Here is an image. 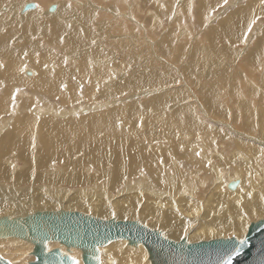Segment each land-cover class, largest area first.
<instances>
[{"label": "rangeland", "instance_id": "rangeland-1", "mask_svg": "<svg viewBox=\"0 0 264 264\" xmlns=\"http://www.w3.org/2000/svg\"><path fill=\"white\" fill-rule=\"evenodd\" d=\"M6 1L4 0L3 2ZM199 1L200 0H175V2L174 0H78V2H82V6L79 7L78 3H76L77 1L75 2L76 8L73 10L75 13H72L76 19H72L71 27L73 26V28H75L77 26V29L84 28V33H91V38L93 39H90L88 45L76 46L77 48L75 50L69 48L71 51L68 49L69 51L67 50V52L70 53L68 54L65 52L66 54L64 53L65 55L62 56V59H66L62 64L44 59L39 52L44 50L42 53H49L50 51L49 55L62 54L64 51L62 52L58 44H64L63 39L67 38V36H71L70 32L68 31V33L66 31L67 33L62 32L63 34H57L50 31L49 35L47 27L43 24V27H40V29L38 28L40 31L37 35L39 36H34L37 38V41H35L33 37L35 30L31 32L30 41L32 40V43L25 42L26 53L23 54L20 59L34 60L25 62V64L21 66V70L25 66L34 68L38 74L36 78L40 76L39 64H42V69L45 72H60L65 67L71 66L72 60L70 57H72V59H78L86 49L89 48V50L95 51L97 48L96 52L100 50V53L97 52V54L99 53L100 55L97 60L94 61L93 66L101 70L105 75L104 78L96 80L95 82L91 78L85 79L88 86H91V84L93 85L90 92V99L87 104L103 102L106 98L117 100L116 104L109 105L101 111L91 112L89 115L70 117L65 120L57 117V120L61 122L60 125H63L62 123H70L72 119L91 117L97 112L106 113V111H108L109 113L110 107H112V110H117L125 109L130 106H137L143 109V113L140 111L141 117L139 115L133 116L135 121L133 124L123 120L117 121L115 124L116 127L122 129L119 144H117L116 147L115 144L107 140L105 144L99 147V149L104 147L105 154L102 155L103 157H99L95 153L89 151V149H94L93 142L88 143V147H83V150L82 147H76L78 150L74 149L75 151L73 150V152L70 153L56 152L48 155V153L42 149L43 143L41 140L38 141L37 136L40 127L38 121L42 120L43 116H38L34 113L33 115L36 117L37 123L33 127L32 140L27 145L26 152L23 154L14 147L15 149L9 155L10 157L6 156L3 160L0 159L12 173H22L25 171L27 173H24L28 175L26 177L29 178L21 183L13 180L0 181V200L10 201H0L7 203L2 204L3 211H9L12 218L24 217L27 213L38 210L39 207L37 206L43 203V201L50 207L53 204L51 201H56L54 204L58 203V205L55 207L66 205L70 207L65 210H80L89 213L88 210L79 209V207H77L79 205H73V200H69V197H66L67 195H64V197L60 199H54L53 196V194H65L64 188L70 191L81 190V195L84 194L87 201L95 198H102L100 200L105 199L111 206L114 205V207H111L112 209H115L116 206L119 208L120 206L119 209L121 210L116 208L112 212L110 211V218L116 217L121 220H140L153 229L163 231L168 238L174 239L171 235L177 234L179 240L187 236L190 242L233 236L241 240L247 234L249 225L252 222L264 218V35H261L264 33V0H244L239 4L231 5L229 8L224 7L229 0H227L226 4L224 1L221 2L222 0H217L220 3L216 1V8H212L210 13L204 8L209 7L213 0H207L210 1V4L207 6L208 3H204L206 7L204 4H200ZM1 3L2 2H0V4ZM7 3L3 5L5 6ZM182 3L184 5L187 3L185 5L186 7H184ZM198 4L201 5V7H199ZM219 5L221 7L223 6L222 12H218L217 10V8L220 9ZM250 5L256 7L253 12L247 13L244 16V25L246 26L240 27L241 31H239V29H237L239 32L230 29L233 31L232 34L228 28H223V22L220 23V18L222 17V19H224L223 15L230 14L234 9L245 10ZM149 8L152 10L149 11ZM200 8L204 10L199 13ZM81 10H83L85 16L79 14L78 16L76 14L77 12H82ZM212 10H215L214 14ZM151 11H153V13ZM185 11L189 12L186 13ZM94 13L97 14L96 16L98 18ZM215 13H221L222 16L220 17ZM111 14H114L113 16L115 17ZM209 14H211V16ZM183 15L187 16V18L185 16L183 17ZM92 16L94 17L92 18ZM123 17L126 18L124 19ZM90 19L92 22H90ZM78 21H80L79 24ZM255 21H258V23ZM72 22H74L76 26L73 25ZM95 22H97V24ZM82 24H84V26ZM175 24L177 26H174ZM247 24L249 25L247 26ZM178 26L182 28L179 29ZM256 26L257 29L255 32L253 28ZM18 27L20 28H18L17 33L14 35L16 37L23 25H18ZM88 27L91 30L88 29ZM92 27H94V29ZM215 29L218 31H215ZM22 30H24V28L20 30L24 35L25 31ZM210 30L214 31L210 33ZM119 31L121 33H119ZM208 31L209 34H207ZM218 32L219 34H217ZM234 32L237 34L235 33L236 35H234ZM253 32L256 35H253ZM116 34H119L120 37ZM62 35L65 36L62 37ZM109 40L113 41L110 42ZM258 42L259 45L256 46ZM94 44H96L97 47L96 45L94 46ZM115 44L120 46L119 48L121 49H117V47H115L117 45ZM34 45L38 49L36 53L33 49ZM1 47L2 45H0V63L3 64L4 61L2 57H6ZM146 48L148 50H146ZM76 51L79 52L76 53ZM112 51L115 52L112 53ZM142 52L144 53L142 54ZM76 54L79 55L77 56ZM129 54H131V56ZM135 55L136 58H132L135 57ZM49 64H52L57 69H51L47 66ZM21 70L17 69V73L20 77H22L21 74L23 72V70L22 72ZM132 71L134 74H139V76L135 74L136 78L140 77L142 79L143 77V79H145L143 80L144 82L138 78L136 79V84H139H137L138 88L136 87V92L142 89L141 91L139 90L140 92L138 91L139 94L135 93L136 88L133 91H129L130 89H126L122 84L126 79L132 77L130 75ZM9 78H0V82L6 81L9 83ZM119 83L122 84V89L119 87L115 88ZM3 87L4 85L1 84L0 100L7 99L13 106L18 105L22 108L21 110L24 113H33L31 108L43 102L53 104L59 110H67L70 108L62 103L58 97L59 100H56L44 93L31 90L29 88V83H25L22 87L18 88V91L11 96L5 95L2 90ZM61 92H68L66 86L61 88ZM131 92L135 93L133 97H129L130 94H134ZM100 93L104 95L102 98ZM151 99L166 100L169 115L166 119L167 122L163 124L164 128L160 123L158 125L162 128L159 126L156 128L151 127L155 131H153L154 137L151 135L152 140L155 138V133L158 140L148 142V136L145 135L147 132L145 128L146 125L143 127L141 122L147 117H149L148 120L157 116H159V118H164L159 108L158 112L153 111L150 103ZM8 117L9 116L6 115H0V121ZM173 118L174 121L171 124ZM9 128H11V126ZM4 132L5 131H2V133ZM123 142H130L133 145L134 156L138 161V156L140 159H145L142 158L139 153L146 158H150L149 148H151L153 152H155L152 157L157 158L155 161L151 162V169L147 166L148 164L144 166L141 165V168L135 166L130 169V160L127 154L120 157L119 151H116L118 154L116 152L113 153L110 148L115 146L116 150H118ZM256 146H259V149H256ZM38 148H40L39 151ZM85 148L87 151H84ZM260 148L263 151H261ZM216 149H218L219 154L213 156L212 153H214ZM41 151L44 152L42 153ZM234 152L245 155L247 161L251 163L248 164L245 162V156L243 158L244 163H242L243 160L240 154L237 155V153L234 154ZM197 156L200 159L203 157L201 161L204 162V164L198 162L200 160L193 162L190 160ZM24 157H26L27 160L26 158L24 159ZM118 160H120L119 164H117ZM136 169H140L141 175L144 176L145 174L147 176V185L149 186V183H151L149 187L152 188L154 185L155 191H158V197L156 196V199H149L145 192L147 190L144 189L143 191L144 187H139L137 190L135 189L137 192H123L130 187H135L136 182H139L137 179L142 178V176L136 177V171H138ZM223 170L225 172H223ZM235 172L240 173L243 178L242 187L237 195H234L230 189L228 190L227 187L224 186L227 179L232 177ZM29 173H31L30 177ZM119 174L120 179L116 181V177L119 176ZM38 176L39 178L42 177L43 181L35 182L36 177L39 179ZM66 176L76 183L56 182V180L65 178ZM72 176H77L78 180H76V177L72 178ZM214 179L216 180L214 181ZM125 182L130 184L125 185ZM47 187H50V190ZM252 188L256 189L255 193L251 192ZM183 190L188 193V196L182 197L180 195ZM162 192H164L166 196H164ZM103 193L104 195L107 194L103 196ZM121 193L132 194V196L135 197H132L133 200L136 201L142 199L138 202L135 201L136 204L130 203L134 201L129 200V198L126 199L127 196H120ZM147 193L149 192L147 191ZM129 197L131 198V196ZM77 199L78 197H75L74 201H77ZM115 200L119 202L120 205L114 203ZM159 200L165 203L161 211L160 207H158L159 211L156 209V204ZM76 201L75 203L77 204ZM89 201L86 206H90ZM81 202L83 201H79L78 204ZM246 205H249L248 208L244 207ZM231 206L236 207L237 211L230 210ZM258 206L262 207L263 212H257ZM14 209H16L15 214L13 212ZM2 210H0V213H3ZM23 211H25V214L22 213ZM172 211L173 213H171ZM94 213L95 216L102 217V215L97 214L96 210H92L89 214L94 215ZM103 218L105 217L103 216ZM12 240L13 238H8V240L0 239V248L4 249L8 254H16L19 253V249L22 247L21 256L23 260L26 261L27 249L30 251L33 250V244L20 238V242L14 241L12 243ZM57 247H60V245ZM129 247L130 245L127 244V242L116 243L113 245L111 253L118 259V255L129 249ZM23 249L26 250L23 251ZM129 253H131L136 262L139 261L136 258V254H139L142 261L151 264L148 251L133 247L130 249ZM119 258L121 259V257ZM33 260L31 258L27 259L29 262ZM27 261L26 264L29 263H27ZM139 262L144 264L141 261ZM117 264H120L119 260Z\"/></svg>", "mask_w": 264, "mask_h": 264}, {"label": "bare ground", "instance_id": "bare-ground-1", "mask_svg": "<svg viewBox=\"0 0 264 264\" xmlns=\"http://www.w3.org/2000/svg\"><path fill=\"white\" fill-rule=\"evenodd\" d=\"M4 0H0V2H2L0 4V45H2V52L4 54V56L6 58H3V61L4 63L1 64L0 63V78L2 79L3 77H6V78H9V83L6 82V81H1L0 82V85L3 84L4 87H3V92L5 93V95L7 96H11L13 94H15L17 91H18V88L22 87L25 83H29V88L33 91H36V92H39V93H44L48 96H51L53 97L54 99L56 100H61L62 103H64L65 105L69 106L70 108L67 109V110H59L57 109L53 104H50V103H41V104H36L35 106H33L31 108L32 112L33 113H24L22 112V108H20L18 105H12L10 101H8L7 99H1L0 100V115H6V116H9L7 119H3L0 121V136H1V139H0V159L3 160L4 158H6V156H9L11 154V152H13V150L15 149L14 147H16V150H20L21 153H25L26 150H27V145L29 144V142L32 140V135H33V127L35 126V124L37 123V119L36 117H34V113H36L38 116H43V119L38 121L40 123V127L38 129V141L41 140L42 143H43V146H42V149L48 153V155L50 154H53V153H56V152H62V153H70V152H73L74 149L78 150V148L76 147H82V150H83V147H88V143L90 142H93L94 146H93V150L89 149V151L95 153L97 156L101 157L104 153V147H102V149H99V147L103 144H105L107 142V140L111 141L113 144L116 145L117 147V144H119V139H120V136H121V128H118L116 127V123L117 121L119 120H123V121H126V122H129V123H135L134 121V118L133 116H136V115H139L141 117V112L143 113V109L140 108V107H137V106H130L128 108H125V109H117V110H112V107H110L109 109V113L108 111L105 112H97L96 114L92 115L91 117L88 116L87 117H83L81 119H72V122L70 123H62L63 125H60V121L57 120V117H60V119H68L70 117H77V116H85V115H89L91 112H94V111H101L103 109H105L107 106L109 105H114L116 104L117 100H112L110 98H106V100H103V102H97V103H94V104H87L88 100L90 99V92H91V89L93 88V85L91 84V86H88L85 79H88V78H91L94 80V82L96 80H99L101 78H104V73L97 69L95 66H93V63L94 61L97 60V58L99 57V53H100V50H98L97 52H99L97 54L96 52V49L95 51L93 52L91 49L89 50L86 49L83 53L82 51V56L78 59L74 58L72 59V57H70V59L72 60L71 61V66H68V67H65L64 69H62L60 72H50V71H47L45 72L43 69H42V64H39V70H40V76L38 78H36V76H38L36 70L32 67H28V66H25L22 70H21V66L25 64V62H31L33 61L34 59H20V57L26 53V45H25V42H31L30 41V34L33 30H35V33L33 35V37L37 34H39V29L40 27H43L42 25L45 24V27H47V30H48V34L50 35V31L52 33H62V32H70V35L71 36H67V38H64L63 41H64V44L60 43L58 45H60V49L62 50V54H58V55H49V53H42L43 51L39 52L42 54V57L44 59H48V61L50 62H59V64H62L64 62V60L66 59H62V56H64L67 52V50L69 48L75 50L78 46L80 45H88V43H90V39H93L91 38V33L87 32V33H84L85 32V29L84 28H79L77 29L76 25L74 24V22H72L73 25H75L73 28V26L71 27V21L72 19H76V17L74 16V14L72 12L75 13V11H73L75 8H76V3H78V6L81 7L82 6V2H78V0H36L38 2H36L35 0H8L6 2H3ZM77 1V2H76ZM107 1V0H106ZM201 1V0H200ZM199 1L200 4H207V6L210 4V1H207V0H203L201 3ZM204 1H207V2H204ZM216 1L217 0H213V2L211 3V5L207 8H204V9H207V11L210 13L211 9L212 8H216ZM221 1V0H219ZM217 1V3L219 2ZM224 0H222L221 2H223ZM242 1L244 0H229L228 3L225 5L224 7L226 8H229L231 5H235V4H239L241 3ZM8 2V3H7ZM76 2V3H75ZM159 2V1H158ZM172 2V1H171ZM175 2V0H174ZM173 2V3H174ZM187 2V1H186ZM190 2V1H189ZM194 2V1H193ZM4 3H7L5 6L3 5ZM91 3V2H90ZM177 3V2H176ZM184 3V2H183ZM182 3V4H183ZM188 3V2H187ZM186 3V4H187ZM220 3V2H219ZM14 4V5H12ZM85 4V3H84ZM93 4V3H92ZM120 4V3H119ZM122 4V2H121ZM172 4V3H170ZM175 4V3H174ZM178 4V3H177ZM181 4V5H182ZM185 4V5H186ZM204 4V6L206 7V5ZM163 5V4H162ZM184 5V4H183ZM184 5V7H186ZM193 5V4H192ZM199 5V4H198ZM87 6V5H86ZM173 6V5H172ZM220 6V5H219ZM51 7H53V9H51ZM90 7V6H89ZM114 7V6H113ZM124 7V6H123ZM199 7H201V5H199ZM199 7H198V10H199ZM256 6L254 5H250L248 8H246L245 10L243 9H234L233 11L230 12V14L227 16V15H223V18L222 19V15L221 13H217L218 16H220V20L224 26L223 28H228L229 30H237L239 29V31H241L240 27H244L246 25H244V16L247 14V13H250V12H253V10L255 9ZM92 8V7H91ZM94 8V7H93ZM96 8V7H95ZM222 8L223 6L221 7L220 6V9L217 8L218 12H222ZM84 9V8H83ZM97 9V8H96ZM165 9V8H164ZM173 9V8H172ZM171 9V10H172ZM186 9V8H185ZM184 9V10H185ZM202 9V10H204ZM232 9V8H230ZM85 10V9H84ZM108 10V9H107ZM106 10V11H107ZM110 10V9H109ZM117 10V9H116ZM130 10V9H129ZM152 10L149 8V11ZM192 10V9H190ZM201 8H200V11L199 13L202 11ZM216 10V9H215ZM214 10V11H215ZM221 10V11H220ZM28 11V12H27ZM82 12H77L76 14L78 15H81V16H85V13L83 12V10H81ZM105 11V10H104ZM118 11V10H117ZM148 11V10H147ZM165 11V10H164ZM197 11V10H196ZM213 11V10H212ZM214 11H213V14H214ZM224 11V9H223ZM27 12V13H26ZM153 13V11H151ZM167 12V11H166ZM186 12V11H185ZM189 11H187L186 13H188ZM193 12V11H192ZM97 13V12H96ZM105 13V12H104ZM150 13V12H148ZM151 13V15H152ZM162 13V12H161ZM175 13V12H174ZM179 13V12H178ZM198 13V12H197ZM23 16L21 17L20 16ZM102 14V13H101ZM109 14V13H108ZM130 14V13H129ZM132 14V13H131ZM164 14V13H163ZM182 14V13H181ZM192 14V13H191ZM190 14V15H191ZM212 14V13H211ZM211 14H209L211 16ZM212 14V16L214 17V15ZM216 14V13H215ZM216 14V15H217ZM78 15V16H79ZM90 15V14H89ZM94 15L96 16L97 14L94 13ZM112 15V14H111ZM114 15V14H113ZM112 15V16H113ZM166 15V14H165ZM187 15V14H185ZM183 15V17L185 16ZM215 15V16H216ZM88 16V15H87ZM91 16V15H90ZM107 16H110V15H107ZM136 16V15H135ZM167 16V15H166ZM182 16V15H181ZM94 16H92L93 18ZM97 17V16H96ZM102 17V16H101ZM115 17V16H113ZM117 17V16H116ZM128 17V16H127ZM134 17V16H133ZM172 17V16H171ZM187 18V16H185ZM83 18V17H82ZM98 18V17H97ZM112 18V17H111ZM124 18V17H123ZM126 18V17H125ZM124 18V19H125ZM129 18V17H128ZM182 18V17H181ZM215 18V17H214ZM218 18V19H219ZM84 19V18H83ZM104 19V18H103ZM102 19V20H103ZM115 19V18H114ZM176 19V18H175ZM185 19V18H183ZM211 19V17H210ZM78 20V18H77ZM91 20V19H90ZM106 20V19H105ZM112 20V19H111ZM117 20V19H115ZM120 20H121V17H120ZM118 20V21H120ZM127 20V19H126ZM171 20V19H170ZM212 20V19H211ZM88 21V20H86ZM97 21V20H96ZM99 21V20H98ZM107 21V20H106ZM104 21V22H106ZM124 21V20H123ZM134 21V20H133ZM184 21V20H183ZM76 22V21H75ZM80 21H78V24H79ZM92 22V20L90 21ZM102 22V21H100ZM111 22V21H110ZM109 22V23H110ZM125 22V21H124ZM122 22V23H124ZM143 22V21H142ZM175 22V21H174ZM210 22V21H209ZM256 22V21H255ZM84 23V22H83ZM97 24V22H95ZM113 23V21H112ZM117 23V21H116ZM178 23V22H177ZM214 23V22H212ZM258 23V21L256 22ZM15 24V25H13ZM85 24V23H84ZM84 24H82L84 26ZM114 24V23H113ZM182 24V23H181ZM10 25V26H8ZM18 25H23V27L21 29L24 28V30L22 31H25V34L23 35L20 30H19V33H18V36H14L17 31H18ZM99 25V24H98ZM107 25H108V22H107ZM112 25V24H111ZM120 25V24H119ZM126 25V24H125ZM131 25V23H130ZM184 25V24H183ZM187 25V24H186ZM249 24H247L248 26ZM93 26V25H92ZM110 26V25H109ZM107 26V27H109ZM118 26V25H117ZM116 26V27H117ZM139 26V25H138ZM147 26V25H146ZM174 26H177L176 24ZM180 26V25H179ZM178 26V28H179ZM90 27V26H89ZM88 27V29H90ZM102 27V25H101ZM100 27V28H101ZM123 27V26H122ZM127 27V26H126ZM143 27V25H142ZM39 28V29H38ZM94 29V27H92ZM120 28V27H119ZM118 28V30H119ZM134 28V27H133ZM139 28V27H138ZM176 28V27H175ZM182 28V27H181ZM179 28V29H181ZM215 28V27H214ZM212 28V29H214ZM87 29V30H88ZM108 29V28H107ZM124 29V27H123ZM174 29V28H173ZM218 29V28H217ZM227 29V30H228ZM257 29V26L253 28V30L255 31ZM91 30V29H90ZM96 30V29H95ZM93 30V31H95ZM101 30V29H99ZM105 30V28H104ZM117 30V29H115ZM130 30V29H129ZM230 30V31H231ZM249 30V29H248ZM89 31V30H88ZM106 31V30H105ZM104 31V32H105ZM146 31V30H145ZM151 31V30H149ZM214 31V30H210V33ZM215 31H218L215 29ZM229 31V32H230ZM231 31V33L233 32ZM238 31V30H237ZM238 31V32H239ZM66 32V33H67ZM68 32V33H69ZM98 32V31H97ZM99 32H102V31H99ZM107 32V31H106ZM117 32V31H115ZM122 32V30H121ZM119 31V33H121ZM124 32V31H123ZM228 32V34H229ZM256 32V31H255ZM65 33V34H66ZM96 33V32H95ZM110 33V32H109ZM118 33V32H117ZM140 33V32H139ZM151 33V32H150ZM186 33V32H185ZM192 33V32H191ZM190 33V34H191ZM216 33V32H214ZM230 33V34H231ZM236 32H234V35ZM63 34V33H62ZM94 34V32H93ZM106 34V33H105ZM114 34V33H113ZM124 34V33H123ZM134 34V33H133ZM136 34V33H135ZM187 34V33H186ZM189 34V33H188ZM207 34H209V31L207 32ZM213 34V33H212ZM219 34V32L217 33ZM233 34V33H232ZM252 34V32H251ZM255 33L253 32V35ZM44 35V34H43ZM42 35V36H43ZM47 35V34H46ZM69 35V34H68ZM111 35V34H109ZM116 35H119V34H116ZM115 35V36H116ZM149 35V34H147ZM211 35V34H210ZM256 35V34H255ZM261 35H264L261 34ZM39 36V35H37ZM45 36V35H44ZM59 36V35H58ZM65 36V35H62V37ZM93 36V35H92ZM98 36V35H97ZM104 36V34H103ZM113 36V35H112ZM124 36V35H123ZM140 36V35H139ZM249 36V35H248ZM258 36V35H257ZM120 37V35L118 36ZM178 37V36H177ZM260 37V36H259ZM32 38V37H31ZM39 38V37H38ZM52 38V37H51ZM58 38V37H57ZM147 38V37H146ZM253 38V37H252ZM33 39V38H32ZM113 39V38H112ZM120 39V38H118ZM186 39L188 40V38L186 37ZM190 39V38H189ZM249 39V38H248ZM254 39V38H253ZM34 40L37 41V38L34 37ZM33 40V41H34ZM99 40V39H98ZM116 40V39H115ZM130 40V39H129ZM143 40V39H142ZM147 40H151V39H147ZM40 41V40H39ZM43 41V40H42ZM48 41V40H47ZM110 42H112L111 40H109ZM119 41V40H118ZM251 41V40H250ZM44 42V41H43ZM249 42V41H248ZM32 43V42H31ZM98 43V41H97ZM114 43V42H113ZM119 43V42H117ZM121 43V42H120ZM150 43V42H149ZM186 43V42H185ZM189 43V42H188ZM102 44V42H101ZM139 44V43H138ZM144 44V43H143ZM53 45V44H51ZM96 44H94L95 46ZM99 45H100V42H99ZM117 45V44H115ZM114 45V46H115ZM120 45V44H119ZM135 45V44H134ZM141 45V44H140ZM186 45V44H185ZM256 45V44H254ZM259 45V42L257 43L256 46ZM77 46V47H76ZM93 46V47H94ZM188 46V45H187ZM191 46V45H190ZM47 47V46H46ZM91 47V46H89ZM97 47V45H96ZM117 47V49H121L119 48L120 46H115ZM122 47V46H121ZM173 47V46H172ZM48 48V47H47ZM46 48V49H47ZM83 48V47H82ZM34 49V52H38V49L35 47H33ZM45 49V50H46ZM98 49H99V46H98ZM28 50V49H27ZM70 50V49H69ZM68 50V51H69ZM72 50V51H73ZM78 50V49H77ZM140 50V49H139ZM146 50H148L146 48ZM31 51V49H30ZM29 51V52H30ZM71 51V50H70ZM143 51V50H142ZM151 51V50H150ZM156 51V50H155ZM75 52V51H73ZM79 52V51H76V53ZM115 51H112V53H114ZM141 52V51H140ZM146 52V51H145ZM164 52V51H163ZM65 53V54H64ZM68 53V52H67ZM70 53V52H69ZM68 53V54H69ZM110 53V52H109ZM144 52H142L143 54ZM149 53V52H148ZM102 54V53H101ZM146 54V53H145ZM161 54V53H160ZM75 55V54H73ZM77 55V54H76ZM79 55V54H78ZM77 55V56H78ZM131 56V54H129ZM68 56V55H67ZM133 56V55H132ZM125 57V56H124ZM132 58H136V55L135 57H132ZM149 58V57H148ZM159 58V57H158ZM20 59V60H19ZM38 59V58H37ZM155 59V57H154ZM135 60V59H134ZM246 60H247V57H246ZM133 61V60H132ZM161 61V60H160ZM1 62V61H0ZM134 62V61H133ZM162 62V61H161ZM246 63V62H245ZM48 67H50L51 69L52 68H55L57 69L56 67H54L52 64H49L47 65ZM161 66V65H160ZM217 66V65H216ZM130 68V67H129ZM168 68V67H166ZM184 68V67H183ZM17 69H20L22 74L20 77L17 73ZM118 72V71H117ZM137 72V71H136ZM24 74V75H23ZM135 74H138V73H135ZM135 74L134 72H130V75L132 77H129L128 79H126L124 82H122L123 86L127 89H130L129 91H133L136 87L138 88L137 84H136V79L138 78L139 80H145L140 78V77H135ZM26 75V76H25ZM142 75V74H140ZM137 76V75H136ZM139 76V74H138ZM147 81V80H146ZM144 82V81H143ZM140 83V82H139ZM122 84H117L115 86V88L119 87L122 89ZM139 85V84H138ZM66 86V89L68 90L67 93H62L61 92V88ZM137 88L135 89V93H138L142 90H137ZM131 93H134V92H131ZM134 94H130L129 97H133ZM23 94V93H21ZM101 95V93H100ZM104 95H101V98L103 97ZM59 99H58V98ZM207 99V98H206ZM212 101V100H211ZM210 101V102H211ZM83 102V103H82ZM148 103V102H147ZM150 103H151V108L153 109L154 112H158V108H159V111L162 113L163 117L165 118H159V116L157 117H154L153 119L150 118L148 120L149 117L145 118L144 121L141 122V124L143 125V127H145L146 125V129H147V132L145 133L146 136H148V142H153V141H156L158 140V137L155 133V138H153L152 140V137H154L153 133L155 132L152 128H156L157 126H159L158 124L160 123V125L163 126L164 128V125L166 122H167V118H168V115H169V110L167 109V102L166 100L164 99H157V100H153L151 99L150 100ZM212 103V102H211ZM210 103V104H211ZM11 105V106H10ZM131 105V104H129ZM141 111V112H140ZM13 120V121H12ZM12 121V123H11ZM174 121V118L172 119L171 121V124L173 123ZM11 126V128H9ZM152 127V128H151ZM160 128H162L161 126H159ZM7 129V130H6ZM2 131H5L4 133H2ZM154 131V132H153ZM152 135V137H151ZM152 140V141H151ZM39 143V142H38ZM112 144V145H113ZM39 146V145H38ZM158 147H160L159 145H157ZM41 147V146H40ZM113 153L116 152V151H119L120 153V157L124 154H127L129 156V160H130V166L129 168L131 169L132 167L134 168L135 166H137L138 168H141V165L144 166L146 164H148L147 166H149V169H151V162L155 161L157 158H154L152 157V155L155 154V152H153V150L151 148H149L150 150V158H146L144 155H142L141 153H139V155H141L142 158H145V159H140V157L138 156L139 158V161L138 159L135 158L134 156V149H133V145L130 143V142H123V144L119 147L118 150H116L115 146H112L110 148ZM256 149H259V146H256ZM40 150V148H38V151ZM81 150V148H80ZM261 151H263L261 148H260ZM19 151V152H20ZM37 151V152H38ZM44 151H41L42 153ZM75 151V150H74ZM84 151H87L86 148ZM136 152V151H135ZM39 153V152H38ZM45 153V154H46ZM117 153V152H116ZM137 153V152H136ZM238 153V152H234V154ZM118 154V153H117ZM138 154V153H137ZM211 154V153H210ZM219 154V151L218 149L215 150L214 153H212L213 156H217ZM41 155V154H40ZM23 156V155H22ZM20 156V157H22ZM245 155H242L240 154V157L244 158ZM10 157V156H9ZM45 157V155H44ZM55 157V156H54ZM69 157V156H68ZM103 157V156H102ZM159 157V156H158ZM26 157H24L25 159ZM203 158V157H202ZM201 158V159H202ZM214 158V157H213ZM218 158V157H217ZM47 159V158H46ZM201 159L197 156L196 158H191L190 160L193 161H197V160H200L198 162H202ZM220 159V158H219ZM27 160V158H26ZM209 160V159H208ZM245 162H247L248 164L249 161H247L246 159V156H245ZM189 162V161H188ZM41 163V162H40ZM39 163V164H40ZM46 163V162H45ZM120 163V160H118V163ZM204 164V162H202ZM244 163V160L243 162ZM47 165V163H46ZM4 166V167H2ZM40 166V165H38ZM43 166V165H42ZM145 166V167H147ZM251 166V165H250ZM33 167V166H32ZM144 167V168H145ZM34 168V167H33ZM41 168V167H40ZM146 169V168H145ZM30 170H31V167H30ZM29 170V171H30ZM138 170V169H136ZM140 170V169H139ZM136 171V177H140L142 176V178L140 179H137V181L139 182H136L135 184V187H130L129 189H126L125 191L123 192H137L136 190L139 188V187H144L143 188V191L144 189L147 190L149 193L146 192V195L148 196L149 199H156L158 196V191H155L156 189H154V185L151 187H149L151 185V183H149L150 185L148 186L147 185V176L144 174L141 175L140 174V171ZM26 171H27V168H26ZM32 171V170H31ZM25 172V171H24ZM22 172V173H12V171L7 168L4 163L2 161H0V181L2 180H13V181H17L19 183L23 182L25 179H29L28 175H26L25 173L27 172ZM223 172H225L223 170ZM33 173V172H31ZM29 173V177H30V174ZM218 173H221V172H218ZM133 174V173H132ZM32 176V175H31ZM220 176V175H219ZM230 176V175H229ZM41 177V176H40ZM78 180V177L75 176ZM72 176V178H75ZM84 177V176H83ZM228 177V176H227ZM39 178V176H38ZM57 178V177H56ZM71 178V177H69ZM217 178V177H216ZM223 178V177H221ZM120 179V174L119 176L116 177V181H118ZM134 179V178H132ZM216 179H214L215 181ZM224 180V179H223ZM39 181H43V178H39L35 179V182H39ZM66 182V183H76L74 181H72L71 179H68V176H66L65 178H61V179H58L56 180V182ZM85 181V180H84ZM136 181V180H135ZM221 181V180H220ZM233 181H239V184H238V187L235 189V190H230L234 195H237V193L240 191V188L242 187V184H243V178L241 176L240 173H237L235 172V174L228 178L226 183H225V187H227V189L229 190V183L233 182ZM83 182V181H81ZM131 182V180H130ZM133 182V181H132ZM217 182H218V179H217ZM223 182V181H222ZM6 184V183H5ZM60 184V183H59ZM58 184V185H59ZM80 184V183H79ZM130 183H127L125 182V185H129ZM222 185V183H221ZM52 186V185H51ZM134 186V184H133ZM43 187V186H42ZM129 187V186H128ZM187 187V186H186ZM38 188V187H37ZM46 188V187H44ZM48 188V187H47ZM50 188V187H49ZM48 188V189H49ZM56 188V187H55ZM64 188V187H63ZM127 188V186H126ZM4 189V188H3ZM57 189V188H56ZM60 189V187H59ZM65 190V194L61 193V194H53L54 196V199H60L62 197H64V195H67L66 197L68 198L69 197V200H73L72 204L73 205H79L77 207H79V209H83V210H88V212L90 213L92 210H96L97 214L98 215H102V217L104 216L105 219L107 218H110V211L112 212L113 210H115L116 208H118V206H116L115 209H112L111 207H114L110 205V203L103 199V200H100L102 198H95V199H91L89 202H90V206H86L87 205V198L83 195H81V190L80 191H70L69 189L67 188H64ZM136 189V190H135ZM10 190V189H9ZM40 190V189H39ZM44 190V189H43ZM46 190V189H45ZM50 190V189H49ZM124 190V189H123ZM129 190V191H128ZM142 190V189H141ZM187 190V189H185ZM183 190L180 195L182 197H185V196H188V193H186V191ZM15 191V190H14ZM52 191V190H51ZM87 191V190H86ZM140 191V190H138ZM63 192V191H62ZM88 192V191H87ZM107 192V191H106ZM251 192L252 193H255L256 192V189L255 188H252L251 189ZM260 192V191H259ZM89 193V192H88ZM91 193V192H90ZM94 193V192H93ZM97 193V192H96ZM140 193V192H138ZM161 193V192H159ZM164 192H162L163 194ZM52 194V193H51ZM107 194V193H106ZM105 194V195H106ZM134 194V193H133ZM101 195V194H100ZM104 193H103V196H105ZM136 195V194H135ZM141 195V194H140ZM161 195V194H160ZM164 196L165 193L163 194ZM162 195V196H163ZM102 196V195H101ZM109 196V195H108ZM120 196H124L126 197V199L129 198V200H132L134 202H130V203H135L136 200H133V197L132 194L129 195L127 193H121ZM131 196V198L129 197ZM157 196V197H156ZM163 196V197H164ZM75 197H78L77 199V204L75 203L74 199ZM96 197V195H95ZM137 197H138V194H137ZM156 197V198H155ZM139 198V197H138ZM99 199V200H98ZM111 199V198H110ZM142 199V198H141ZM139 199V200H141ZM160 199V198H158ZM48 200V199H47ZM83 201L81 202L80 204L79 201ZM138 200V199H137ZM138 200V201H139ZM161 200V199H160ZM157 201V204H156V209L157 211H159L158 207H160V211L163 209V206H165V203L162 202V201ZM0 201H7V202H10L9 200H0ZM136 201V202H138ZM53 204H49L51 205L48 206L45 201H43V203H41L40 205H38L37 207H39L38 210H34L32 213H27L28 214H33L35 212H41V211H50V210H65L66 208L70 207V206H57L55 207L56 205H58V203H55L56 201H51ZM179 202V201H178ZM69 203V202H68ZM116 204L120 205L119 202H117L115 200ZM2 204H7L5 202H0V210H2ZM65 204V203H64ZM136 204V203H135ZM60 205V203H59ZM69 205V204H68ZM71 205V204H70ZM131 205V204H130ZM72 206V205H71ZM211 206V205H210ZM209 206V207H210ZM249 205H246L244 207H247L248 208ZM18 209V207H17ZM121 210V209H119ZM230 210H236L237 211V208L234 207V206H231L230 207ZM3 211V210H2ZM14 214L16 213V209H14ZM27 212V211H26ZM257 212L261 213L263 212V209L261 206H258L257 207ZM22 213L25 214V211H23ZM173 213V211L171 212ZM2 215H0V218L2 217H5V216H10V212L5 210L3 211V213H0ZM118 214V213H117ZM18 215V214H17ZM95 215V213H94ZM133 216V214H132ZM100 217V216H99ZM12 218V217H11ZM132 218V217H131ZM121 220V219H120ZM126 220V219H124ZM176 235V236H175ZM172 238L175 239V241H178L179 240V236L177 234H172L171 235ZM13 240L11 241L12 243L14 241H19V238H16V237H12ZM228 238H231V237H228ZM173 239V240H174ZM4 240H8V238L4 239ZM127 241L126 240H118V241H114L112 242L111 244H109L108 246H105V247H102L100 248V251H101V258H102V264H117V261L119 260L120 261V264H141L139 261H141L142 263L144 264H147L146 262L142 261V258L139 254H136V258L139 260V261H135L131 255V253H129L130 249L133 248V246L130 245L129 249L123 251L121 254L118 255V259L114 257V254L111 253V250H112V247L113 245H115L116 243H126ZM29 244V243H28ZM128 244V242H127ZM18 246V245H17ZM24 246V245H23ZM59 246L58 243L56 242H53V243H49V250L55 248ZM30 247V246H29ZM28 247V248H29ZM34 247V246H33ZM137 248H142L143 250L147 251L146 247L142 244H140ZM22 249V247H21ZM21 249H19V253H16V254H8L4 249H1L0 248V255L7 259L11 264H26V261L27 259L31 258L32 260L34 259V256L32 255V251L33 250H28L27 249V254H26V261L23 260V257L21 256ZM26 250V249H23V251ZM76 250V251H75ZM65 251V248H63V252ZM78 251V252H77ZM120 253V252H119ZM28 256V257H27ZM70 256L74 259V263L73 264H76V262H78V264H84L83 261H82V255H81V251L79 249H72L70 251ZM21 257V258H20ZM121 257V259L119 258ZM25 259V258H24ZM23 260V261H22ZM29 261H27L28 263ZM122 262V263H121Z\"/></svg>", "mask_w": 264, "mask_h": 264}, {"label": "water", "instance_id": "water-1", "mask_svg": "<svg viewBox=\"0 0 264 264\" xmlns=\"http://www.w3.org/2000/svg\"><path fill=\"white\" fill-rule=\"evenodd\" d=\"M238 184L233 181L228 187L235 190ZM12 237L33 244L34 260L28 264H73L74 248L81 251L84 264H102L100 248L118 240L144 245L151 264H223L229 257L231 264H264V218L252 222L241 240L233 236L190 242L187 236L168 238L140 220L105 219L80 210L41 211L0 218V239ZM53 242L60 247L49 250ZM0 264L11 263L0 255Z\"/></svg>", "mask_w": 264, "mask_h": 264}, {"label": "snow or ice", "instance_id": "snow-or-ice-1", "mask_svg": "<svg viewBox=\"0 0 264 264\" xmlns=\"http://www.w3.org/2000/svg\"><path fill=\"white\" fill-rule=\"evenodd\" d=\"M224 3L226 4L227 3V0H224ZM253 23H254V21H253ZM243 243H245V241H241V244H243ZM76 264H78V262H76ZM223 264H231V258L229 257L228 259H225L223 261Z\"/></svg>", "mask_w": 264, "mask_h": 264}]
</instances>
